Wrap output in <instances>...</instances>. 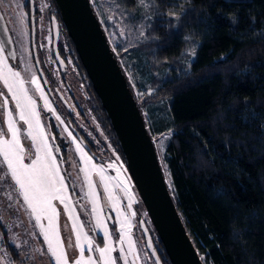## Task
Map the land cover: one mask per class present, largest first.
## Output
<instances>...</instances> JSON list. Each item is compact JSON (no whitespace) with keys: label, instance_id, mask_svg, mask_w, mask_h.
<instances>
[{"label":"trees","instance_id":"obj_1","mask_svg":"<svg viewBox=\"0 0 264 264\" xmlns=\"http://www.w3.org/2000/svg\"><path fill=\"white\" fill-rule=\"evenodd\" d=\"M112 1L140 22L138 0ZM151 1L132 47L147 59L151 95L135 94L127 51L113 49L139 108L170 110L161 164L177 210L204 264H264V0Z\"/></svg>","mask_w":264,"mask_h":264},{"label":"rangeland","instance_id":"obj_2","mask_svg":"<svg viewBox=\"0 0 264 264\" xmlns=\"http://www.w3.org/2000/svg\"><path fill=\"white\" fill-rule=\"evenodd\" d=\"M91 1L98 11L99 19L102 25H104L108 30L110 37L109 39L112 45L116 47V49L118 45H123L124 49L127 48L126 56L122 60L123 69L132 83L135 94L140 97L143 94L148 93L150 90L152 91L149 84L151 74L149 69L146 67L148 66L147 59L144 53L137 49H132L135 43H139L145 39V30L143 26L146 22V19H148L146 16L150 18L153 17V12L151 9L152 1L148 8L139 6L137 17L139 18L140 22L136 25H131L129 23L127 15H125L112 0ZM148 2L149 0H145V3ZM14 4L16 7H18L20 6L21 2L18 3V0H15ZM173 12L174 11H168L169 16H171L170 13ZM175 14L177 15L176 12ZM141 32H143V35H141ZM41 98L42 103L45 106V100H47V98L45 95H42ZM48 104L49 107L45 108L52 111V106L49 102ZM161 104H149L144 108L142 107L141 111L148 130L154 140L160 161L164 165V153L172 133V119L167 104ZM4 111L6 114L9 111H12L13 119L16 122H20L18 109H16L15 101L13 99L7 100V106L5 107ZM63 125L65 124L63 123ZM64 127L65 133L70 139L71 149L75 154V167H79V176L73 175L71 178L67 177V181L65 179V185L68 187L70 180L73 182V184H76L75 187L80 194V203L84 206L83 209L82 206H80V203H78V206H75L73 202H71V197L68 199L69 205L73 209V213L77 218V223L83 225V232L86 233L87 236L92 240L94 247L102 248L105 246V243H111L115 249L112 253L114 258H118L121 255L119 252L121 247L125 249L128 248L127 240H125L123 244L120 242V236L122 235L120 231L121 224H125L126 232L135 245L136 255L138 257V259L135 261V264H151L148 262L149 257H147L145 253L146 249L143 244V235L140 227L138 226L141 219H145L148 223L150 222V219L140 194L134 185L133 178L129 172L125 159L120 154V152H118L117 149H115L113 145L110 144L111 142L108 140L106 135H103V139L107 138V142H105V146H101L99 148V154L105 159V163H94L96 160L92 157V160L88 165H86L84 159L82 158V154L76 151V144L79 142L71 130H69L67 126ZM84 129L86 130L88 136L91 137V131L87 127H84ZM69 133H71V135H69ZM97 134L99 135L98 132L93 131L94 137H96ZM95 143L96 145L101 144L100 141L98 142V140H96ZM27 151L28 150H26V152ZM0 160H2V157H0ZM25 163H30V160L27 157L25 158ZM90 165H94L95 167L92 168ZM109 165L113 166L109 167ZM86 167L88 168L89 178L92 181L96 194L95 199L97 201V212H93V198L88 195V180L85 181V179H82V174L85 176V173L81 171V169ZM101 167L104 169L103 175L109 181L108 187L111 196L115 198V201H113V199H109V192H105L103 184L100 182L101 174L99 173L98 169ZM94 169L96 174L93 176L92 172ZM118 181L122 182L124 187L118 186ZM125 187L127 191L124 190ZM53 203L56 205L58 211L56 222L60 230V237L65 243V248L70 260H75L79 257L80 251L79 247L76 245L75 234L71 227L72 220L69 219L66 212L62 211L64 206L60 204L59 201H53ZM105 208L107 211L111 210L112 213L115 214V226H112L111 222H109L110 220L107 218L108 216L106 215ZM85 209L86 213L89 214L88 220H90L91 224L93 223L97 235L100 234L103 238V246L99 244L96 235L94 234V237L90 232V225L87 220V216L83 213V210ZM11 211H14L15 214H10L9 210L0 208V217H3V219H0V234L3 236V238L0 239V250H6L10 255V258L15 261V264H21L22 261L23 264H54V260L47 252V246L44 242L43 235L40 232V228L37 226L35 216L24 207H19L18 210L14 209ZM97 215H99L102 220V226H97ZM42 222L47 224L46 219ZM127 225L131 226L130 229L127 228ZM105 230H107V235ZM69 240H71V244H69ZM24 241H27V243H23ZM81 243H84L83 240ZM18 245L21 247H17ZM84 247L85 251L83 255L85 258H87L89 255L93 256V258H97L99 255L98 253L96 256L95 252H89L87 250L86 244ZM24 252H28L29 255L24 256ZM0 256H3V251H0ZM129 260H132L131 256H129ZM0 264H7V261L0 260ZM97 264H100L99 260H97ZM118 264H123V261L118 260Z\"/></svg>","mask_w":264,"mask_h":264},{"label":"flooded vegetation","instance_id":"obj_3","mask_svg":"<svg viewBox=\"0 0 264 264\" xmlns=\"http://www.w3.org/2000/svg\"><path fill=\"white\" fill-rule=\"evenodd\" d=\"M20 2V6L16 7L15 0H0V11L4 18L2 20L0 17V41L4 43L5 51L2 55L6 58L3 63H0V70L6 71L4 68L6 64L8 67L20 71L22 78L27 81L25 87L28 89L29 95L36 101V110L40 112V123L45 129L49 143L54 149H60L59 152L54 151L53 154L57 157L61 175L67 181V177L71 178L73 175L79 174V167H75V154L71 149L70 139L65 133L64 126L71 130L84 153L96 160V162L93 160L94 163H105V159L99 154V148L106 145L107 138L111 142L110 144L123 156L120 150L122 147L120 148L118 144L117 138L119 137L116 131H113L111 118L102 104L72 37L67 31L56 0H18V3ZM21 13L24 14L23 24L20 23ZM95 13L99 18L97 10ZM9 38L12 44H10ZM113 48L116 47L113 46ZM33 75H35L37 83L31 82ZM42 95L46 96L52 106V111L43 105ZM11 99V93L0 80V105H3L5 100ZM4 110L5 107H0V131L7 133L4 138L11 139V134L8 133V116ZM15 123L16 127L20 129L21 144L25 150H29L32 141L27 136V124L21 120L20 122L15 121ZM84 127L91 131L92 138L88 136ZM93 131L98 132L100 137L98 134L94 137ZM103 135H106L107 138L103 139ZM96 140L101 144L96 145ZM31 152H35V146H32ZM125 162L127 163L126 159ZM92 173L93 176L96 174L95 169ZM82 179H85L83 174ZM68 185L70 188L66 186L65 194L68 199L71 197V202L75 206H78L81 200L75 187L76 184L70 180ZM80 206L82 209L84 208L81 203ZM105 212L107 215L106 208ZM110 212L113 221L109 217L107 218L112 226H115V214L111 210ZM83 213L86 214L88 220L89 214L86 213V209L83 210ZM88 222L90 232L94 237L96 235L99 244L103 246L102 236L97 235L93 223L91 224L90 220ZM146 223L153 237L155 232L151 220ZM138 226L143 235L145 253L149 257L148 262L156 264L153 254L147 247L140 222ZM158 253L160 252L158 251ZM95 254L97 256L96 252ZM159 255L165 264L163 255Z\"/></svg>","mask_w":264,"mask_h":264},{"label":"snow or ice","instance_id":"obj_4","mask_svg":"<svg viewBox=\"0 0 264 264\" xmlns=\"http://www.w3.org/2000/svg\"><path fill=\"white\" fill-rule=\"evenodd\" d=\"M139 6L148 8L151 0L145 3V0H138ZM173 18L179 19L175 12L170 13ZM24 14H20V23L23 24ZM146 18L150 19V17ZM150 26V25H149ZM143 35V32H141ZM5 46L3 41H0V63L6 59L3 57ZM127 51V48L124 49ZM194 54V53H193ZM10 55H13L10 53ZM6 71L0 70V80L3 81L4 86L8 92L11 93L12 99L15 101L16 109H18V116L21 121L27 124V136L31 139L32 143L29 145V150L26 152L25 147L21 144L20 129L16 127L13 120V113L9 111L8 116V133L11 134V139L4 138L7 133L0 131V208L9 210L10 214H15L14 211L19 207H24L35 216L37 226L43 235L44 242L47 246V252L54 260V264H97V259L100 264H118V260H122L123 264H135L138 259L136 255L135 245L133 244L130 236L126 232L125 224H121L120 242L123 244L127 240L128 248L121 247L119 249L120 256L114 258L112 253L115 250L111 243H105L104 247H94L92 240L83 232V225L77 223V218L70 207L68 197L65 194L66 185L65 177L61 175V169L58 165L56 156L53 154L59 152V148H53L49 139L46 136L45 129L40 123V112L36 110V101L29 95L28 89L25 87V81L20 71H16L11 67L4 65ZM32 83H37L35 75H33ZM39 89V85L37 84ZM148 95L152 94L150 90ZM7 100L4 101L0 107H6ZM45 107H49L47 100H45ZM57 119H60L57 117ZM71 135V133H69ZM75 139V138H73ZM32 146H35V152H31ZM76 151L82 154V158L86 165L92 160V157L84 153L79 143L76 144ZM34 156V158H33ZM30 160V163H25V158ZM113 165H109L112 167ZM94 168V165H90ZM85 173V179L88 180L89 193L92 197L93 212H97V201L95 199V191L91 179L89 178L88 168L81 169ZM100 175V182L103 184L105 192H109V199L115 198L111 196L108 184V179L103 175L104 169H98ZM118 186L124 187L122 182H117ZM127 191L126 187L124 188ZM53 201H59L64 206L62 211L66 212L69 219L72 220V230L75 234V241L79 247V257L75 260H70L65 243L60 237V230L57 225L58 211ZM115 206V203H114ZM3 219V217H0ZM47 220V224L42 221ZM97 226H102V220L99 215L96 216ZM67 226V225H66ZM130 225L127 228L130 229ZM107 235V230H105ZM3 236L0 234V239ZM14 239V238H10ZM83 240V244L81 241ZM23 243H27L24 241ZM71 244V240H69ZM87 245L89 252L98 253V258L94 259L89 255L84 257V245ZM17 247H21L18 245ZM3 251V256L0 260H6L7 264H15V261L10 258L6 250ZM39 251V250H34ZM28 256V252L23 253ZM129 256L132 260H129ZM23 264V261L21 262Z\"/></svg>","mask_w":264,"mask_h":264},{"label":"water","instance_id":"obj_5","mask_svg":"<svg viewBox=\"0 0 264 264\" xmlns=\"http://www.w3.org/2000/svg\"><path fill=\"white\" fill-rule=\"evenodd\" d=\"M93 85L120 139L129 172L172 264H204L174 203L154 140L91 0H56ZM2 20V13L0 11ZM10 44H12L9 38ZM14 50V48H13ZM107 216L113 221L110 210ZM146 244L163 264L144 219Z\"/></svg>","mask_w":264,"mask_h":264},{"label":"bare ground","instance_id":"obj_6","mask_svg":"<svg viewBox=\"0 0 264 264\" xmlns=\"http://www.w3.org/2000/svg\"><path fill=\"white\" fill-rule=\"evenodd\" d=\"M118 61V60H117ZM118 64H119V62H118ZM120 65V64H119ZM121 66V65H120Z\"/></svg>","mask_w":264,"mask_h":264}]
</instances>
